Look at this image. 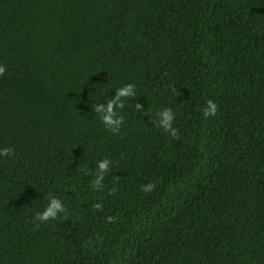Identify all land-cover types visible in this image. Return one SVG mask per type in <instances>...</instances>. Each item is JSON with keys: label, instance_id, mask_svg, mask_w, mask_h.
Returning <instances> with one entry per match:
<instances>
[{"label": "trees", "instance_id": "obj_1", "mask_svg": "<svg viewBox=\"0 0 264 264\" xmlns=\"http://www.w3.org/2000/svg\"><path fill=\"white\" fill-rule=\"evenodd\" d=\"M0 65V264H264V0H0Z\"/></svg>", "mask_w": 264, "mask_h": 264}, {"label": "clouds", "instance_id": "obj_2", "mask_svg": "<svg viewBox=\"0 0 264 264\" xmlns=\"http://www.w3.org/2000/svg\"><path fill=\"white\" fill-rule=\"evenodd\" d=\"M5 71L4 66L0 65V74ZM136 85L134 83H124L121 86L115 88V94L104 102H96L92 104L93 111L99 117L104 128L111 133H118L121 126L124 123V116L120 110L125 107L126 98L136 96ZM135 108L143 111L140 104L136 103ZM217 106L212 100L206 101L203 109L204 115H214L216 113ZM175 119V113L170 107L161 108L156 114V123L160 129L167 132L170 137H177V129L173 127V121ZM13 149L10 147H0V158L8 157L12 154ZM111 161L108 158H102L96 161L97 175L92 182V187H102L101 182L104 179V173L110 168ZM155 185L149 182L146 185H141V190L144 192H151ZM47 204L42 210L37 211L33 217L34 222H47L49 220H55L59 214L65 212V207L61 199L55 195H50ZM94 208L99 209L102 207L100 203L93 205ZM114 218L109 216L107 221H112Z\"/></svg>", "mask_w": 264, "mask_h": 264}]
</instances>
